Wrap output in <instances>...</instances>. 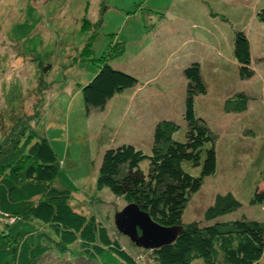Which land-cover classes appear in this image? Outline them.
Masks as SVG:
<instances>
[{
    "label": "rangeland",
    "instance_id": "obj_1",
    "mask_svg": "<svg viewBox=\"0 0 264 264\" xmlns=\"http://www.w3.org/2000/svg\"><path fill=\"white\" fill-rule=\"evenodd\" d=\"M192 1L0 0V112L12 107L18 116L31 115L39 100L38 94L41 95L48 84L40 98L37 116L30 123L35 133L48 140L61 162L52 185L70 192L68 203L73 209L86 215L92 213L102 221L138 264H153L150 251L136 247L116 230L113 216L126 203L107 189L96 187L97 170L105 148L136 141L148 154L149 128H153L156 120L167 118L179 124L174 138L179 142L184 140L185 123L181 114L186 80L183 70L191 63L201 67L200 75L206 87L205 94L194 99L195 115L218 134V161L215 173L205 177L199 190L189 196L182 222L202 221L205 209L215 196L226 192L241 206L217 220L264 221V205L249 204L254 188H264V183L257 179L253 159L257 149L261 153L264 146V102L261 99L264 43L259 36L251 40L253 75L248 80L239 79L237 63L224 44L219 47L222 56L234 59V64L226 60V63L209 65L210 58L204 56L205 51L195 43L196 28L190 25L195 11ZM253 2L237 0L232 3L234 9H226L225 19L217 17L215 22L220 23L223 36L228 30L233 35L247 21L249 28H244L251 31L253 13L247 8ZM257 4L262 7L264 0ZM210 8L216 10L221 6L211 3ZM99 20L100 27L91 38ZM203 20L197 17L198 22L206 24ZM193 32L192 44L184 46L183 40ZM259 34L261 31L257 29L256 35ZM88 41L91 52L84 54ZM119 46L121 55L107 63L135 77L137 85L117 95L119 97L106 110H92L87 115L78 85L84 84V78H92L106 53L115 54ZM257 54L262 62L254 58ZM167 56L170 57L166 59ZM45 64L51 68L44 75ZM239 91L255 99L248 102L246 114L226 116L221 111L224 96ZM123 107L126 108L122 110ZM3 117L0 135L2 128L12 125L7 114ZM251 130L255 136H245ZM242 134L248 139L246 143L240 139ZM248 141L254 142V146L244 151L249 147ZM239 159L243 161H235ZM140 167L146 171L147 161H142ZM182 168L194 176L200 171L199 167L192 168L187 163H183ZM76 248L75 245L71 250L54 248L38 264H88L80 258ZM263 261L264 248L258 263ZM190 264H203V261L196 259Z\"/></svg>",
    "mask_w": 264,
    "mask_h": 264
},
{
    "label": "trees",
    "instance_id": "obj_2",
    "mask_svg": "<svg viewBox=\"0 0 264 264\" xmlns=\"http://www.w3.org/2000/svg\"><path fill=\"white\" fill-rule=\"evenodd\" d=\"M192 2L194 5L197 0ZM254 16L264 24V5L255 9ZM100 24L101 20L95 24L91 38ZM249 47L247 35L242 28H237L232 35V54L240 80H248L253 75ZM116 49L115 54L106 53L91 80L88 78L83 85H78L87 115L92 110H106L117 95L137 85L135 77L107 63L121 55L120 46ZM90 52L88 41L83 53ZM50 68L49 64L43 65V74ZM183 73L186 80L181 114L185 123L184 140L179 142L174 138L179 124L167 118L156 120L148 154L136 141L105 148L97 170L96 187L107 189L126 204H135L160 226L180 227L170 244L149 250L153 264H190L196 259H202L203 264H259L264 248V221L217 220L241 206L230 192L215 196L205 209L202 221L182 222L189 196L217 169L216 140L219 139L205 120L195 115L194 99L206 92L199 65L191 63ZM46 88L38 94L39 100L31 115L18 116L12 107L0 112V127L5 114L12 124L10 128H2L0 135V264H38L54 248L71 250L74 245L80 258L88 264H138L95 215L83 214L70 206L69 191L53 187L61 162L48 140L35 133L30 123L37 116ZM254 99L243 91L231 92L224 96L221 111L236 117L246 114L248 102ZM261 99L264 102V94ZM254 133L251 130L245 136L254 137ZM245 136H242L244 142L248 140ZM248 142L249 147L244 149V146V151L254 146V142ZM262 148L261 153L257 149L253 159L257 179L264 183ZM142 161H147L146 171L140 167ZM183 163L199 167V174L186 172ZM249 204L264 205V188H254Z\"/></svg>",
    "mask_w": 264,
    "mask_h": 264
},
{
    "label": "crops",
    "instance_id": "obj_3",
    "mask_svg": "<svg viewBox=\"0 0 264 264\" xmlns=\"http://www.w3.org/2000/svg\"><path fill=\"white\" fill-rule=\"evenodd\" d=\"M200 1V2H199ZM237 0H197V2H195V11L193 12L194 15V21L191 22V26L194 28H196L197 33L193 32V34H191L187 39L183 40V45L186 46L188 44H192V38L193 35L195 33V43L197 45H199L203 51H205V53H203V55L207 56V58H210L208 63L209 65L214 66V64H217L218 62H223L226 63V60L228 63H233L234 64V59H230V58H225L222 56V49L219 48L221 47V45L224 44V46L228 47L229 50H231L232 53V35H230V30H228L226 33V36H223L222 33L220 32V23L219 22H215V20L217 19V17L221 16L223 19H225V15L227 14V12L225 13L226 9H234L232 7V3L235 2ZM253 2V7L251 5V3L248 6V12L253 13V21H251V26L252 29L251 31H249L248 29L244 28L248 26V21L245 23V26L242 27V30L245 32V34L248 37L249 40V49L251 52L252 49V45H251V40L254 39L258 36L260 37V40H262L261 42L264 43V24L259 23L255 16V9L258 7L257 1H262V0H252ZM205 2V3H204ZM209 2V3H206ZM211 3H220L221 9L217 8L216 10H211L210 5ZM206 5V6H205ZM231 5V6H230ZM219 9V10H218ZM225 9V10H222ZM237 9V8H235ZM197 17H201L203 18L206 24H201V22L197 21ZM251 19V18H249ZM260 30L261 34L256 35V30ZM250 32H252V34H250ZM199 33H201L202 35H200ZM262 35V36H261ZM253 43V42H252ZM258 43V41L256 42ZM264 45V44H263ZM211 50H213V52H210ZM174 53V52H173ZM218 55V56H217ZM170 56H167L166 59H168ZM256 58L257 62H262L263 60L258 56V54L254 57ZM264 59V57H263ZM236 65V63H235ZM215 68V67H214ZM200 71H201V67H200ZM214 71H216L214 69ZM86 80V78H84ZM124 106V105H123ZM140 106V105H138ZM126 107H123V109H125ZM134 108H136L134 106ZM226 116H230L232 114H225ZM152 128H149V130L151 131ZM242 132V129H240V133ZM238 139L240 138L239 135L236 136ZM241 140L244 141V139L241 137ZM246 140V139H245ZM219 141V139L217 140Z\"/></svg>",
    "mask_w": 264,
    "mask_h": 264
},
{
    "label": "water",
    "instance_id": "obj_4",
    "mask_svg": "<svg viewBox=\"0 0 264 264\" xmlns=\"http://www.w3.org/2000/svg\"><path fill=\"white\" fill-rule=\"evenodd\" d=\"M113 223L116 230L125 235L136 247L149 250L170 244L180 232L178 226L158 225L133 203L126 204L121 211L116 212Z\"/></svg>",
    "mask_w": 264,
    "mask_h": 264
}]
</instances>
